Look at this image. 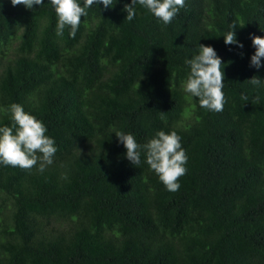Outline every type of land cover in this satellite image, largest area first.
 <instances>
[{
    "label": "trees",
    "instance_id": "trees-1",
    "mask_svg": "<svg viewBox=\"0 0 264 264\" xmlns=\"http://www.w3.org/2000/svg\"><path fill=\"white\" fill-rule=\"evenodd\" d=\"M113 2L72 38L56 35L50 0H0V127L20 104L57 148L43 172L0 164V264H264V84L247 82L264 81L250 66L264 0H185L167 25L139 4L126 21L131 0ZM233 23L243 48L224 42ZM199 44L224 65L220 112L182 88ZM116 131L141 145L175 131L180 189L145 152L133 165Z\"/></svg>",
    "mask_w": 264,
    "mask_h": 264
},
{
    "label": "clouds",
    "instance_id": "clouds-1",
    "mask_svg": "<svg viewBox=\"0 0 264 264\" xmlns=\"http://www.w3.org/2000/svg\"><path fill=\"white\" fill-rule=\"evenodd\" d=\"M103 4L105 10L114 4L113 0H50V5L55 10L57 17L56 35L62 36L64 30L70 27V36L75 38L81 24V17L88 15V9L94 4ZM13 7L23 5L26 9H33L34 5L43 6L44 0H11ZM137 4L146 8L154 17L160 19L165 25L170 24L173 18L185 5V0H131L125 4L127 13L126 21H132L136 16ZM231 31L224 34L226 45L238 44L233 23ZM22 28V27H21ZM252 46L256 49L251 56L250 66L261 68L264 59V38L252 35ZM189 67L186 79L182 82L185 93L198 98L201 108L209 111L220 112L225 104L222 91L224 86V72L222 59L211 46L199 44L196 54L191 59H186ZM254 86H261L264 81L253 77L247 81ZM247 99V96H243ZM254 102H259V97ZM11 114L12 125L0 127V164L30 170L39 163V171L43 172L46 165L53 163L57 151L55 140L46 135L48 129L42 121L25 112L22 105L13 103L6 109ZM163 119L165 113H160ZM115 136L126 148V158L135 166L141 163V152L146 154V163L159 177L170 192L178 191L181 187L179 179L187 172L188 157L181 144V137L175 132L166 133L158 131L147 143L141 145L136 142L132 134L116 131ZM238 160V158H237ZM251 171L252 168H247Z\"/></svg>",
    "mask_w": 264,
    "mask_h": 264
}]
</instances>
